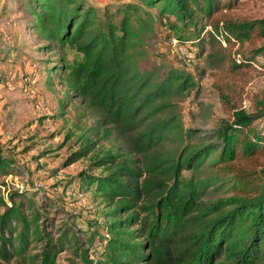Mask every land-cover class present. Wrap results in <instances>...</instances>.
<instances>
[{
    "label": "trees",
    "instance_id": "1",
    "mask_svg": "<svg viewBox=\"0 0 264 264\" xmlns=\"http://www.w3.org/2000/svg\"><path fill=\"white\" fill-rule=\"evenodd\" d=\"M236 2L136 0L101 11L86 0H28L43 49L59 52L51 74L81 99L82 116L95 120L68 163L91 160L80 189L92 194L103 220L86 241L100 243L91 259L75 230L80 214L57 226L52 206L28 190L1 196L0 264H60L71 248L83 264H264V102L249 113L232 102L234 89L217 85L231 117L212 132L187 129L179 101L199 79L175 69L160 80L158 69L141 67L138 51L157 19L174 18L178 45H197L214 71L236 74L264 62V43L242 62L224 47L264 39V19L214 18ZM15 166L0 147L2 186L17 175ZM210 190L229 196L208 200Z\"/></svg>",
    "mask_w": 264,
    "mask_h": 264
},
{
    "label": "rangeland",
    "instance_id": "2",
    "mask_svg": "<svg viewBox=\"0 0 264 264\" xmlns=\"http://www.w3.org/2000/svg\"><path fill=\"white\" fill-rule=\"evenodd\" d=\"M89 5L103 11L135 3L136 0H86ZM28 0H0V147L5 155L16 161V173L0 182V197L8 200L9 193L29 191L39 204L52 206L50 216L57 226L75 224L79 245L90 247L91 259L100 243L86 244L98 228L96 221L103 220L101 207L90 192L80 189L79 175L88 170L91 160L82 159L69 164L68 160L81 149L78 137L94 126L92 117H83L84 105L74 93L68 92L59 79L51 74L60 66L59 52L46 51L37 32L30 27L33 16L27 8ZM159 9L152 12L157 15ZM231 20L254 21L264 19V0H237L233 9H226L214 16ZM157 19L145 34L140 64L145 70L158 69V78H165L172 70H186L199 79V88L179 101L184 125L196 132L214 131L221 119H229L219 98L217 85H228L232 102L249 113H256L264 102V62H252L236 74L221 73L208 67L205 57L198 58L199 47L192 42L178 45L170 23ZM211 27L207 26V30ZM264 43L263 40L228 46V54L238 62L250 56V51ZM69 59L74 55L69 54ZM51 77V83L47 82ZM73 99L67 98V95ZM64 104V106H63ZM64 113L61 115V113ZM260 121H258V124ZM100 145L108 147L105 141ZM187 175H189L187 173ZM36 181H42L44 189L34 191ZM229 194L209 191L208 200H218ZM48 208V207H47ZM57 213V214H56ZM76 213V214H75ZM76 222V221H75ZM100 231L103 232L102 229ZM81 251L74 248L64 252L60 264H83ZM11 264H16L12 262Z\"/></svg>",
    "mask_w": 264,
    "mask_h": 264
},
{
    "label": "built area",
    "instance_id": "3",
    "mask_svg": "<svg viewBox=\"0 0 264 264\" xmlns=\"http://www.w3.org/2000/svg\"><path fill=\"white\" fill-rule=\"evenodd\" d=\"M10 177V176H9ZM7 179V178H6ZM45 187H44V184H43V182L42 181H36L35 183H34V185H33V190L34 191H41V190H43ZM22 191H24L25 190V188H23L22 187V189H21ZM76 214V213H75Z\"/></svg>",
    "mask_w": 264,
    "mask_h": 264
}]
</instances>
